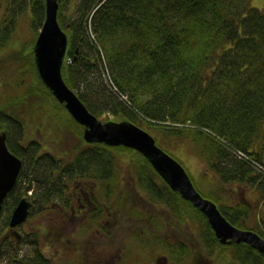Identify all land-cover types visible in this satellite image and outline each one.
<instances>
[{
    "label": "trees",
    "instance_id": "obj_1",
    "mask_svg": "<svg viewBox=\"0 0 264 264\" xmlns=\"http://www.w3.org/2000/svg\"><path fill=\"white\" fill-rule=\"evenodd\" d=\"M59 3V20L69 35L63 74L88 108L102 120L129 119L142 127L157 128L165 137L193 143L221 180L207 196L218 203L232 224L264 237V8L254 0ZM68 4L74 11L66 14ZM45 5V0H0L4 11L0 49L20 14L30 10L33 22L42 25ZM17 54L32 71L33 82L24 94L0 96V130H8V146L23 160L18 182L4 202L3 218L0 216V256L5 253L3 244L12 245V238L18 239L12 231L5 234L2 230L19 199L30 189L43 204H50L59 199V177L92 174L109 178H100L106 190H121L118 176L124 170V157H129L128 170L139 176L141 188L168 207L167 224L196 223L200 240L207 242L213 253L220 244L207 216L174 190L143 153L124 145L87 142L84 126L39 76L33 46ZM28 97L36 99L29 101ZM48 120L60 125L61 130L74 131L78 140L71 151L57 149L53 143L44 148V140L55 138L47 130H51ZM237 150L249 158L242 159ZM24 175L27 183L22 185ZM245 182L251 187L259 185L257 219L243 201L244 193L232 197L226 188L228 183L244 187ZM56 229L59 231V225ZM37 237L32 240L35 247L31 255L21 256L25 238L19 240L12 264H59L56 251L50 258L43 256ZM59 243L60 234L53 231L50 248L59 249ZM220 246L231 250L239 264H264V254L249 244ZM168 247L172 248L168 255L181 260L182 253L175 252L171 243Z\"/></svg>",
    "mask_w": 264,
    "mask_h": 264
},
{
    "label": "flooded vegetation",
    "instance_id": "obj_2",
    "mask_svg": "<svg viewBox=\"0 0 264 264\" xmlns=\"http://www.w3.org/2000/svg\"><path fill=\"white\" fill-rule=\"evenodd\" d=\"M125 171L127 174H122L118 176V179L122 181L121 186L123 188L121 190H115V191H110L109 189L106 190L101 184L102 183L101 179L107 181L109 180L107 176L104 177L102 175H92V174L91 175L65 174L59 177L61 183L59 199L52 201L50 204H43L40 201L39 197L37 195H34L35 192L32 191V189L28 191V194H25V196L23 195L21 197V198L25 197L30 201V213L28 218L35 209L34 208V202L36 203L35 199H37V201L39 199L41 206L45 208L44 210L51 211L48 215L53 222L52 224L55 226L52 228L56 229L57 226L59 225L60 246L58 251L60 250L59 256L62 263L118 264L122 253L121 252L119 253L118 262H117L116 259H114V254L112 250H113V243L115 241L120 244L121 250L124 249L123 245L120 242V236L122 234L127 235L129 237H133V240L129 243V245H128V239H126V243H125L126 247H129V249H131L132 247L141 248V252H144L145 254L148 255L149 261H147V264H206V258L204 259L199 253L206 256L207 259L210 258L211 260H213L211 257L213 256L217 257L218 254L219 255L222 254V252L219 251L220 245H216L213 253H211V246L207 242L201 241L199 238L198 240L199 245L195 249V252L197 251L199 253L193 255L190 258L189 250L192 248V246L195 247V245L194 242L187 245L188 255L186 257L187 260L185 261V263H183L178 258L171 257L169 255L166 256L165 254H157L161 258L155 259L154 254L152 253L162 252L161 249H157L160 247L158 244L162 243L165 245L166 243L167 246L169 243L173 244L172 243L173 239L171 237V232L173 228L168 227L169 236L160 235L158 231L159 230L161 231L159 226L161 225L162 221L160 220L159 217L155 216V212L152 215V221L148 225L145 224L144 226H141L140 224L141 220L144 219L145 216L147 215V212L146 215L144 216L141 215L143 213L141 207H145V208L149 207L151 210H153L152 209L153 204L160 202H158V200L156 199H153L149 191H146L143 188H141V186L137 182L139 176L133 175L128 169H126ZM211 187H212V183L209 184L208 189H210ZM258 187L259 185L256 187L255 186L251 187L247 182H245L244 187L238 185L237 183L234 184L232 187H230L231 190L229 188L228 189L230 195L231 193H239V194L244 193L243 201L246 202L245 198L248 197L250 194L246 192L247 188H249L250 190L254 188L253 192L256 193L255 195L259 196V198L261 197L257 189ZM124 188L125 190H123ZM234 190L236 192H234ZM207 198L212 199L208 196ZM147 202H148V206H146ZM4 204H3V208H4ZM160 209L165 212L163 208ZM2 214L3 213H1L0 216H2ZM57 214H59V218L56 217ZM168 215L170 216V213ZM10 219H9V224L7 226L6 225L4 226L3 231L5 232V234H7L9 231L10 232L12 231L11 233L18 237L17 240L12 238L13 243L15 241V244L19 245V240H21V238L23 237V234L20 232L19 229L27 220L20 225L12 226L10 224ZM69 224H74L73 228L70 231H68ZM119 224L121 226H119ZM133 225H135V227ZM74 228H76L75 229L76 232H71L73 231ZM245 229H249V228H245ZM52 232L53 230H51V227L46 226L44 229V236L47 234L50 236ZM18 235H20L21 237H19ZM37 240H38L37 243H39L40 245L39 248L44 253L43 256H47L48 258H50V256L46 253V251L48 252L50 251V245L48 244L49 240H47L46 250H44L41 247V242L39 237H37ZM173 245L175 246V252H182L186 246L184 243L179 244L182 245V247L175 244ZM201 248L203 249V251ZM169 250L172 251V248L168 247L167 251ZM229 251L232 254V257H235V259L237 260L236 264H239L238 257L234 256L231 250ZM73 253H75V255ZM129 253L130 252H127L126 254L129 255ZM138 253H136V255L134 254L131 255V257L134 258L137 257ZM162 255H165V258L168 261L163 259ZM42 261L45 262V260ZM221 263L228 264L229 262L227 263L221 262Z\"/></svg>",
    "mask_w": 264,
    "mask_h": 264
},
{
    "label": "rangeland",
    "instance_id": "obj_3",
    "mask_svg": "<svg viewBox=\"0 0 264 264\" xmlns=\"http://www.w3.org/2000/svg\"><path fill=\"white\" fill-rule=\"evenodd\" d=\"M254 3L262 8H264V0H254ZM46 9V5H45ZM46 11V10H45ZM74 10L71 8L70 4L64 9V12L66 14L73 12ZM3 9H0V28L3 25L2 19H3ZM68 24V20L66 21V24ZM41 26L38 21L33 22L32 19V13L30 10L28 12L22 13L19 16H17V19L15 21L14 25H10L9 27V36L7 41L5 42L4 46L0 49V59L3 60V63L0 64V96H13L16 93L24 94L26 92V89L30 84L33 82L32 80V71L27 70V65L25 62V59L22 57L21 54H16L18 50H22L24 48H28V50L32 49V46H34V43L36 41V38L39 34V31L41 29ZM1 33V32H0ZM26 69V70H25ZM110 84V81L107 80ZM36 98L34 97H28L29 101H32ZM23 110V109H22ZM25 115V114H23ZM65 117L67 119V113L65 114ZM122 117V116H121ZM110 119L114 120H121L119 117H113ZM67 123H71L70 120H67ZM47 127H50L51 130L47 129L50 134L54 133L55 138L52 139H46L44 140V148L49 149L50 143L55 144V147L57 149H68L74 146L73 142L76 140V135L73 133L74 131L70 128H63L61 130V126L58 125L56 122H53V120L47 121ZM144 128L149 130L156 138V141L159 146H161L163 149H165L168 153H170L172 156H174L176 159H178L183 166L186 168V171L192 178L194 185L197 187L198 190L201 191L202 194H204V197H207V195L210 194L212 191V188L218 186L221 182V180L218 179V177L215 174V171L210 167L207 160L200 155L197 147L188 141L178 139L177 137H165L163 136L162 132L154 127H146L143 125ZM54 130V131H53ZM36 133L41 136L40 133H42L40 130H37ZM37 137V135L32 134ZM54 140V141H51ZM78 140V139H77ZM76 140V142H77ZM51 141V142H50ZM131 148V147H129ZM73 148L70 149V151ZM135 150L134 148H131ZM133 153V152H132ZM122 168L124 170L130 168V161L129 157H124L122 159ZM122 171V174H127L125 171ZM23 183L22 185H25L27 183L26 175L22 178ZM212 183V187L209 188V184ZM222 183L224 184V181L222 180ZM234 185V184H233ZM233 185H226V188H230ZM30 194V193H29ZM256 193H250L248 197L245 198V203L249 206L250 214L254 216L255 219L259 217L258 212L260 210V203H259V196L255 195ZM233 197H236V193H231ZM25 196V194H24ZM36 203L34 202V211L28 218V220L21 226L19 229L20 232L23 234V237L25 238V241L22 243V247L20 249V254L22 255H31L34 251L35 243L32 241L36 237L34 234H38V237L41 242V247L46 250L47 240L50 239V236L47 234L44 236V229L46 226L51 227V230H53L55 233L60 234L57 229H53L52 227H55L52 223L51 218L49 217V213L51 211L44 210L45 208L41 206V203L38 199H35ZM139 205V204H138ZM146 206H148V202L146 203ZM141 207V206H140ZM143 210L142 216H145L144 219L141 220V226H144L145 224L148 225L152 221V215L155 212V216L159 217L162 221V228L161 231L158 232L160 235L163 236H169V230L168 227H171L169 224L170 216L168 215L169 212L167 211L168 207L163 203H155L152 206L151 210L149 207H141ZM160 208H163L161 210ZM132 212V211H131ZM3 218V215H2ZM1 218V219H2ZM0 219V222H2ZM173 222L177 223L176 218H172ZM164 222V223H163ZM2 223H0V228L2 227ZM74 224H69L68 231H70L73 228ZM119 226H121L119 224ZM135 227V225H133ZM139 226V225H138ZM164 227V228H163ZM201 227V226H200ZM173 230L171 232L172 237V243L175 245H179L180 243H184L186 246L182 253V259L181 261L185 263L187 260V245L194 242V246L189 250V257L191 258L193 255H196L199 252H195V249L198 247L199 238L202 239V237L199 235V231L197 228L196 223L191 224V222L183 223L177 226L172 227ZM76 228L73 229L71 232H76ZM3 231V230H2ZM76 239V238H75ZM126 239H128V245L133 240V237H129L127 235H121L120 236V242L123 245L124 249L121 250V246L116 241L113 243V254L114 259L118 262V255L121 252L122 255L120 256L119 263L118 264H147L148 255L144 252H141V248L132 247L129 249V247L125 246ZM219 244L227 245L226 243H222L219 241ZM127 245V246H128ZM160 247L157 249H161L162 252H153L155 259L161 258L157 254H165L168 256L167 251V244H158ZM15 246H19L17 244L12 243H5L3 244V250L4 254L0 256V264H12L11 257L16 256L17 251ZM223 246H219V251L222 252L221 255H217V257L213 256L207 259L206 256L199 253L204 259L206 258V264H222L221 262H229L228 264H236L237 260L235 257H232V254L228 249L222 248ZM202 249V248H201ZM10 251V254H9ZM16 253H15V252ZM56 251L60 254V250H56L55 247H51L50 251H46V253L51 256L52 253ZM167 251V252H165ZM203 251V249H202ZM127 252H130L129 255L126 254ZM139 252V253H138ZM138 253L137 257H131V255H136ZM9 254V255H8ZM75 255V253H73ZM151 254V255H152ZM18 255V254H17ZM165 255H162V258L168 261L165 258ZM215 258V259H214ZM230 258V259H229ZM56 259L59 260V264H65L62 263L60 260V256L56 257ZM229 259V260H228ZM173 261V260H172ZM174 262V261H173Z\"/></svg>",
    "mask_w": 264,
    "mask_h": 264
},
{
    "label": "water",
    "instance_id": "obj_4",
    "mask_svg": "<svg viewBox=\"0 0 264 264\" xmlns=\"http://www.w3.org/2000/svg\"><path fill=\"white\" fill-rule=\"evenodd\" d=\"M45 2V19L33 46L35 64L43 82L56 98L65 104L76 121L84 125L85 140L124 145L140 151L174 190L191 200L208 217L222 243H248L264 254V237L252 229L232 224L217 203L204 197L197 189L183 164L158 145L155 136L149 130L129 119H100L67 84L63 75V65L69 46V35L59 20V0ZM22 166V158L8 146L6 133H1L0 215L7 195L17 183ZM29 213L30 201L25 197L21 198L12 212L10 224L12 226L22 224L27 220Z\"/></svg>",
    "mask_w": 264,
    "mask_h": 264
},
{
    "label": "bare ground",
    "instance_id": "obj_5",
    "mask_svg": "<svg viewBox=\"0 0 264 264\" xmlns=\"http://www.w3.org/2000/svg\"><path fill=\"white\" fill-rule=\"evenodd\" d=\"M36 69H37V67H36ZM37 71H38V69H37ZM38 74H39V72H38ZM64 75V74H63ZM40 76V75H39ZM65 78V77H64ZM49 88V87H48ZM50 89V88H49ZM1 133H6V140H7V144H8V137H9V133H8V130H5V129H2V130H0V134Z\"/></svg>",
    "mask_w": 264,
    "mask_h": 264
}]
</instances>
